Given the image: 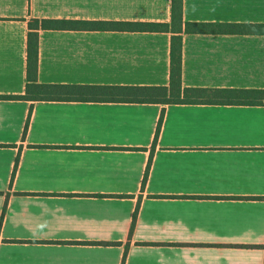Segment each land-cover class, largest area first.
Returning <instances> with one entry per match:
<instances>
[{
  "label": "crops",
  "instance_id": "crops-1",
  "mask_svg": "<svg viewBox=\"0 0 264 264\" xmlns=\"http://www.w3.org/2000/svg\"><path fill=\"white\" fill-rule=\"evenodd\" d=\"M183 13L264 24V0ZM34 18L171 23L172 0H0V264H264V104L4 98L26 92ZM171 37L40 30L38 79L168 86ZM182 83L264 90V34L184 33Z\"/></svg>",
  "mask_w": 264,
  "mask_h": 264
},
{
  "label": "trees",
  "instance_id": "trees-1",
  "mask_svg": "<svg viewBox=\"0 0 264 264\" xmlns=\"http://www.w3.org/2000/svg\"><path fill=\"white\" fill-rule=\"evenodd\" d=\"M184 0H172L171 23L32 19L27 42V84L22 96L4 98L26 101L111 102L136 104H215L261 106L263 89L189 88L182 83L183 34H264V24H207L184 20ZM40 30L170 32L171 66L168 86H104L43 84L38 79ZM163 117L156 133L159 136Z\"/></svg>",
  "mask_w": 264,
  "mask_h": 264
}]
</instances>
